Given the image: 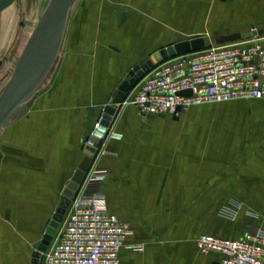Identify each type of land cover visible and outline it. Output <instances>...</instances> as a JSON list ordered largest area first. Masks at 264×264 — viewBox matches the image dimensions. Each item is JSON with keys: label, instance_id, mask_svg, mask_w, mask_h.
Segmentation results:
<instances>
[{"label": "crops", "instance_id": "0c3cea01", "mask_svg": "<svg viewBox=\"0 0 264 264\" xmlns=\"http://www.w3.org/2000/svg\"><path fill=\"white\" fill-rule=\"evenodd\" d=\"M98 9L102 25L113 32L87 49L72 45L53 86L0 131V264H32L34 245L63 197L57 203L58 186L64 190L71 180L84 158L80 140L101 117L97 104L146 60L138 56L209 34L218 21L264 20V0H116L115 10L110 0H99ZM120 12L126 13L123 21ZM153 40L164 43L153 51ZM185 111L140 113L122 102L110 123L122 137L104 142L107 152L97 164L109 172L101 189L109 211L133 226L127 243L144 245L139 251L123 247L121 264H220L221 255L200 252L196 238L239 237L247 227H264V148H255L260 142L247 135L222 168L215 148L201 150L202 131L216 145L217 130H202ZM221 181L225 187L218 192ZM233 203L240 204L236 219L222 217L220 208Z\"/></svg>", "mask_w": 264, "mask_h": 264}, {"label": "built area", "instance_id": "2783aa9c", "mask_svg": "<svg viewBox=\"0 0 264 264\" xmlns=\"http://www.w3.org/2000/svg\"><path fill=\"white\" fill-rule=\"evenodd\" d=\"M191 91L190 94H181ZM238 98H264V35L215 44L164 60L151 68L127 94L123 102L140 113L178 115L190 106L225 102ZM89 138L101 142L90 166L66 209L53 239L44 251L42 264H121L123 247L143 250V244H128L134 233L130 221L108 209L101 189L108 168L97 164L107 152V138L122 134L95 123ZM240 204L224 205L219 213L235 220ZM202 253L221 255L220 264H264V227H247L239 237L202 234L196 238Z\"/></svg>", "mask_w": 264, "mask_h": 264}, {"label": "rangeland", "instance_id": "374dc122", "mask_svg": "<svg viewBox=\"0 0 264 264\" xmlns=\"http://www.w3.org/2000/svg\"><path fill=\"white\" fill-rule=\"evenodd\" d=\"M48 2L49 0H15L0 11V93L8 84L21 52ZM87 2H89V5H86ZM110 2H112L115 10L116 0H110ZM98 3L99 0H76L73 4L69 15L70 29L64 39L58 59L43 84L27 101L30 104L25 114L29 109L32 110L31 106L33 103L47 93L53 86L61 69L65 66L66 54L71 49L72 45L75 47L74 45L78 43L81 48L87 49L92 43L101 40L104 33L108 31L110 33L113 32L111 26L109 27L110 30H107L108 28L106 29V27L102 25L103 15L98 9ZM231 4V10H234V3L232 2ZM231 4L229 3V5ZM223 11L224 9L222 8L221 2L217 1V13L223 15ZM81 16H83L84 21ZM80 17L82 19H80ZM253 20L254 18L250 17L249 19L242 18L232 24H224L218 21L215 27L216 29H212L208 33L209 35H213L219 32L222 33V31H224L223 33H229L236 30H248L250 29V22ZM162 43H164V40H153V51L161 47ZM148 57L149 54L138 56L140 61ZM185 112L194 114L195 118L199 120L198 122L202 130H217L216 145L212 143L215 141L213 137H208L207 131H202V138H200L201 150H210L212 152L215 148L218 153V162L222 164V168L226 166L225 162H223L224 157L228 156L231 150L235 151L243 147L244 143L247 142V135L249 136V142L253 144V140L260 142L255 148H264V145L262 146L261 143L264 142V99L262 98H239L224 103L193 105ZM16 119L17 118H14L11 122ZM82 141L83 137L80 140L81 145ZM219 172L217 176L220 178L222 175H220ZM222 182L223 181L217 185L218 192L221 186L225 187V183L223 184ZM62 187L63 186H58L57 203L63 195Z\"/></svg>", "mask_w": 264, "mask_h": 264}, {"label": "water", "instance_id": "95a60500", "mask_svg": "<svg viewBox=\"0 0 264 264\" xmlns=\"http://www.w3.org/2000/svg\"><path fill=\"white\" fill-rule=\"evenodd\" d=\"M15 0H0V11ZM76 0H49L38 22L32 30L16 64L15 70L5 88L0 93V131L11 120L22 116L28 109L27 102L40 88L50 74L61 52L69 22V15ZM125 12H120L119 20L123 21ZM264 35V20L252 22L250 29L237 30L229 33L193 34L178 41L168 43L154 51L143 63H136L129 70V77L123 79L118 90L107 100L97 104L100 109L102 123L110 125L120 104L136 83L156 64L177 55L204 49L215 44H224L241 39ZM190 94L191 91H182ZM101 136V135H99ZM94 136L93 143L85 144L82 148L84 158L74 170L71 180L63 190V197L55 213L43 228L42 239L34 245L32 264H42L43 252L53 239L59 228L66 209L76 190L83 181L93 156L97 152L101 138ZM89 135L85 136L87 141Z\"/></svg>", "mask_w": 264, "mask_h": 264}, {"label": "bare ground", "instance_id": "6f19581e", "mask_svg": "<svg viewBox=\"0 0 264 264\" xmlns=\"http://www.w3.org/2000/svg\"><path fill=\"white\" fill-rule=\"evenodd\" d=\"M68 28V27H67ZM66 33H67V30H66ZM65 36H66V34H65Z\"/></svg>", "mask_w": 264, "mask_h": 264}]
</instances>
